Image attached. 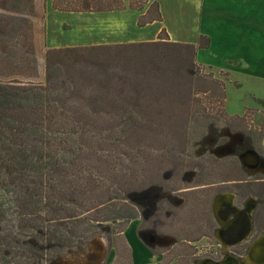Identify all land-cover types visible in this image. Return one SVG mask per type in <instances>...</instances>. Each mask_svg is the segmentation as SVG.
Segmentation results:
<instances>
[{
  "label": "rangeland",
  "instance_id": "obj_1",
  "mask_svg": "<svg viewBox=\"0 0 264 264\" xmlns=\"http://www.w3.org/2000/svg\"><path fill=\"white\" fill-rule=\"evenodd\" d=\"M7 1L0 0V6L11 8L13 2ZM146 1L131 0L136 6ZM21 4L19 11L28 14L26 35L11 46L0 39V53L14 57L29 80L23 73L3 79L14 76L44 84L47 37L58 45L83 47L58 52L60 59L78 60V72L68 67L61 78L89 97L78 103L97 104L107 111L105 121L94 122L104 130L94 132L82 147L87 161L79 159L75 166L77 175L93 180L82 203L116 198L92 212L80 209L76 235L69 234L71 241L57 252L48 250L44 258L31 255L34 249L20 257L13 253L12 259L8 256L1 264H130L131 252L122 231L133 220L141 240L160 255L154 264H198L205 257L223 258L226 251L219 249L213 232L218 226L211 211L214 195L225 191L232 199V189L243 197L264 191L261 182L232 183L246 178L243 168L233 153L223 156L214 151L238 129L245 138L249 131L248 137L263 150L259 141L264 140V103L251 98V82H244L240 90L229 84L225 91L226 73L197 64L192 49L184 44L103 47L97 41L103 39L105 28L91 30L74 19L71 27L62 23L52 27L46 25V0ZM155 13L150 7L146 18ZM188 13L164 11L167 24L175 23L177 29L185 26ZM244 106L248 107L243 110ZM45 242L49 243L47 237Z\"/></svg>",
  "mask_w": 264,
  "mask_h": 264
},
{
  "label": "trees",
  "instance_id": "obj_2",
  "mask_svg": "<svg viewBox=\"0 0 264 264\" xmlns=\"http://www.w3.org/2000/svg\"><path fill=\"white\" fill-rule=\"evenodd\" d=\"M23 1L25 5L27 1L30 4V0H8L7 4L13 2L11 8L0 6V39L10 46L28 30V14L19 11ZM71 4L70 8L76 11L106 10L114 6L111 0H72ZM29 14L32 15L31 10ZM154 16H159L157 11ZM151 18L154 17L146 19ZM163 42L99 46L129 48L154 43L159 46ZM165 43L172 46L183 44ZM184 45L195 53L196 45ZM79 48L83 47L64 49ZM61 49L46 51L44 84L27 81L28 73L26 70L21 72L23 68L18 66L14 57L0 53V264L8 261V256L12 259L13 253L20 257L34 249L36 252L31 255L44 258L48 250L57 252L60 245L71 241L69 234L76 235L74 228L80 221V209L82 213L92 212L95 207H103L106 201L116 198L82 203L93 180L91 176L85 179L77 175L79 170L75 166H78L79 159L87 161L88 154L82 147L93 139L94 132L104 130L102 125L97 126L94 122L105 121L107 111L97 104L78 103L86 96L85 92L61 79L62 71L68 67L78 72V60L60 59L58 52ZM13 67L17 70L14 71ZM21 73L28 77L25 82L14 76L3 79ZM77 143L84 146L78 147ZM45 237L49 239L47 244Z\"/></svg>",
  "mask_w": 264,
  "mask_h": 264
},
{
  "label": "crops",
  "instance_id": "obj_3",
  "mask_svg": "<svg viewBox=\"0 0 264 264\" xmlns=\"http://www.w3.org/2000/svg\"><path fill=\"white\" fill-rule=\"evenodd\" d=\"M71 1L46 0V25L56 27L62 23L71 27L74 19L91 30L105 28L106 34L98 39L101 44L97 45L158 40L196 45L194 60L197 64L226 73L225 91L229 84L240 90L244 82L250 81L251 98L258 104L264 103V0H147L139 6L131 0H111L112 9L89 11L72 10ZM150 7H154L159 16L147 20ZM164 11L190 13L189 17L184 16L185 26L177 29V24H167ZM189 19H193L192 22ZM144 20L147 21L140 22ZM162 31L165 37H159ZM51 41L47 37L48 49L78 47ZM226 105L229 106L227 100ZM133 221L122 231L131 252L130 264H154L160 255L141 240Z\"/></svg>",
  "mask_w": 264,
  "mask_h": 264
},
{
  "label": "flooded vegetation",
  "instance_id": "obj_4",
  "mask_svg": "<svg viewBox=\"0 0 264 264\" xmlns=\"http://www.w3.org/2000/svg\"><path fill=\"white\" fill-rule=\"evenodd\" d=\"M238 131H240L239 129L235 131V134H233L232 138H229V136H226L227 138L225 140H223L219 145H217L215 147L216 152H221L222 151V147L223 146H227L228 144L232 143L233 144V156L235 157V160L238 163V166L240 168H243V172L245 173V177L243 180H236V181H232V183H242L244 186H251L253 184H255L256 182H261L264 183V143L263 141H259V146L261 145V148L263 147V150H259L256 147V139H252L249 131H245V135H247V137H241L240 134L238 133ZM229 132V129L227 130V133ZM243 132V131H242ZM224 135V134H223ZM222 135V136H223ZM252 141V143H251ZM250 153H249V152ZM256 152V154L258 155L260 161L258 162V164H256V162L252 161L253 160V156H251V153ZM249 155V157L251 156V158H248L247 156ZM223 156H227V154L223 155ZM248 162V163H247ZM252 162V163H250ZM259 165V166H258ZM254 168V169H253ZM259 176V177H258ZM246 188V187H245ZM230 190V189H228ZM236 191V192H235ZM226 194L225 191H220L217 192L214 195V198L216 197V195L218 194ZM229 193L233 194L234 196L232 197L231 201H232V207L238 209V210H243V215L239 214L236 215L239 218H236V216L234 215H230L228 216V222L229 221H235L237 219H239L240 225H244V221L247 219L250 220V230L247 233V235L244 237L243 240H241L238 243H234V244H229L227 245V249L225 250L227 253H229L230 255L234 256H244L246 250L248 249L249 245L251 243H253L255 240H257L262 234H264V191L259 195H255V197H252V195L245 194L246 197H243L239 192H237V190L232 189L231 191H229ZM230 197V194H227ZM244 195V196H245ZM214 198L212 200L211 203V211L212 210V205H213V201ZM256 201V202H254ZM260 209L263 210V212L260 213ZM250 211V212H249ZM214 216V213H212ZM244 214H247V216H244ZM241 215V216H240ZM215 218V217H214ZM243 218V219H242ZM261 221L263 224H261ZM223 229V226H221L220 224H218V226L213 230V232L215 233L216 230H219V232ZM222 232V231H221ZM225 232H223L222 237L225 240H231L230 239V235L226 234ZM218 240V247L219 249L223 250V246H222V242ZM224 240V241H225ZM205 258H211L212 257H205ZM222 257H220L219 259H214V260H220Z\"/></svg>",
  "mask_w": 264,
  "mask_h": 264
},
{
  "label": "water",
  "instance_id": "obj_5",
  "mask_svg": "<svg viewBox=\"0 0 264 264\" xmlns=\"http://www.w3.org/2000/svg\"><path fill=\"white\" fill-rule=\"evenodd\" d=\"M232 151L233 144L230 143L227 146H223L221 152L216 153L225 155L233 153ZM251 156H253L254 162L258 164L260 159L256 152L253 151V153H251ZM212 210L218 224L223 226V229L221 230L222 232H219V230L215 231V236L222 242L224 248L223 250L225 252V250L227 249V245L238 243L244 239V237L250 230V220H245L244 225H240L239 219L228 222V216H236L239 214L243 215L244 212L232 207V201L227 194L220 193L216 195L213 201ZM244 216L248 217L247 214H244ZM236 218L239 217L236 216ZM223 232L230 235L231 240L227 241L223 239ZM198 264H264V234H262L257 240L249 245L248 249L245 252V255L242 256L241 260L225 252L224 257L220 260L203 258L198 262Z\"/></svg>",
  "mask_w": 264,
  "mask_h": 264
},
{
  "label": "bare ground",
  "instance_id": "obj_6",
  "mask_svg": "<svg viewBox=\"0 0 264 264\" xmlns=\"http://www.w3.org/2000/svg\"><path fill=\"white\" fill-rule=\"evenodd\" d=\"M249 152V151H248ZM250 153V152H249ZM258 154V153H257ZM248 158H251V156L249 157V155L247 156ZM253 158V157H252ZM252 161H254V160H252ZM248 163V162H247ZM250 163H252V162H250ZM257 164V163H256ZM259 166V165H258ZM254 169V168H253ZM243 211V210H242ZM235 216V215H234ZM241 216V215H240ZM243 219V218H242ZM248 220V219H247Z\"/></svg>",
  "mask_w": 264,
  "mask_h": 264
}]
</instances>
